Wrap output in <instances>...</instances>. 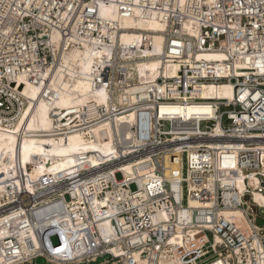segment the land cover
Listing matches in <instances>:
<instances>
[{
  "label": "built area",
  "instance_id": "1",
  "mask_svg": "<svg viewBox=\"0 0 264 264\" xmlns=\"http://www.w3.org/2000/svg\"><path fill=\"white\" fill-rule=\"evenodd\" d=\"M104 1L122 18L139 14L165 26L166 62L178 72L158 80L162 89L154 87L149 102L212 103L213 115L169 118L159 108H139L132 130L140 147L118 137L123 153L98 156L97 165L78 156L72 172L33 179L32 165L23 169L17 157L0 183V264H95L103 257L101 264H264V208L254 199L264 194V0ZM99 6L0 0V127L17 123L20 78L39 82L84 43L113 50L98 83L112 90L132 84L126 65L147 59L155 33L118 47L122 33L133 30L102 19ZM212 52L227 54L231 65L240 61L243 75L213 77L209 62L197 58ZM212 83H233L234 99L202 98ZM226 210L241 211L245 224L226 218Z\"/></svg>",
  "mask_w": 264,
  "mask_h": 264
},
{
  "label": "bare ground",
  "instance_id": "2",
  "mask_svg": "<svg viewBox=\"0 0 264 264\" xmlns=\"http://www.w3.org/2000/svg\"><path fill=\"white\" fill-rule=\"evenodd\" d=\"M99 9L102 19L117 23L122 29L133 30L122 33L118 47L138 43L142 39V32L146 31L155 33L150 35L153 49L145 51L144 57L147 59L126 65L124 74L132 84L115 90L97 82L101 68L106 67V61L113 57L112 48L100 49L87 43L66 51L57 65L41 75L39 82L33 83L21 77L20 83L25 87L22 88L23 99L17 123L13 128L0 127V183L12 176L17 157L23 169H27L28 164L32 165L31 176L37 179L76 170L78 156H87L90 165H97L99 157L123 153L118 149V137L129 139L134 148L140 147V141L132 130L137 122L139 108L149 111L159 108L160 115L169 118L191 119L193 116L213 115L212 103H192L188 106L150 103V91L154 87L162 89L158 80L173 78L178 72L176 66L166 62L165 39L161 34L165 30L164 24L154 19L145 20L139 14L128 19L122 18L115 6L104 0H100ZM197 58L209 62L213 77L241 76L245 72L240 61L232 65L226 62L229 57L223 52L204 53ZM117 66L120 65H113V69ZM201 97L232 101L234 85L205 84ZM123 107L126 109L122 113L109 119H100L101 114L108 115ZM99 109L104 112H99ZM68 115L67 128L62 129V120ZM75 119L81 124L74 122L76 125L71 126L70 123ZM222 133L223 130L218 126L215 134ZM167 165L170 167L169 172L175 169L169 163ZM124 171L129 172L131 168L127 167ZM252 184L256 185L257 180H253ZM239 188L242 191L245 189L243 181H240ZM254 199L264 208V194L256 192ZM191 206L197 207V204L192 202ZM223 214L226 218L245 224L241 211L226 210Z\"/></svg>",
  "mask_w": 264,
  "mask_h": 264
},
{
  "label": "rangeland",
  "instance_id": "3",
  "mask_svg": "<svg viewBox=\"0 0 264 264\" xmlns=\"http://www.w3.org/2000/svg\"><path fill=\"white\" fill-rule=\"evenodd\" d=\"M118 179L120 180L121 179V176H118ZM132 189L135 190V187L133 186ZM258 225L259 226L264 225V218H259L258 219ZM105 259H106L105 257L100 258V259H98V261L95 264H101L102 262L105 261ZM37 264H40V262L37 261ZM41 264H45V261H42Z\"/></svg>",
  "mask_w": 264,
  "mask_h": 264
},
{
  "label": "water",
  "instance_id": "4",
  "mask_svg": "<svg viewBox=\"0 0 264 264\" xmlns=\"http://www.w3.org/2000/svg\"><path fill=\"white\" fill-rule=\"evenodd\" d=\"M41 264V263H40Z\"/></svg>",
  "mask_w": 264,
  "mask_h": 264
}]
</instances>
